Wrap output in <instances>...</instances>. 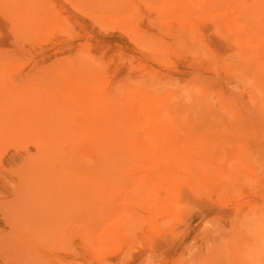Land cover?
Returning <instances> with one entry per match:
<instances>
[{
  "label": "rangeland",
  "instance_id": "rangeland-1",
  "mask_svg": "<svg viewBox=\"0 0 264 264\" xmlns=\"http://www.w3.org/2000/svg\"><path fill=\"white\" fill-rule=\"evenodd\" d=\"M155 1H153L152 3L154 4ZM173 1H178L176 3L177 4L179 3L178 4L179 7H175V5L177 4ZM173 1L167 0L165 1V4H162L160 3L161 0H159L158 3L156 4L158 6L160 3V5L158 7L155 6L154 8L157 9L160 7L161 9V7L163 6L164 9L167 8V10L170 11L169 14L172 18L177 19L178 17H180L182 19L186 18L190 21H194L195 19L199 18V16L200 18H205L209 16L211 12L208 13L207 9L208 8L211 9L210 8L212 7L211 5L222 3L223 5L221 6L217 5L219 6L218 7L219 11L215 6L214 9L211 10H213V12L218 11L217 13L223 15V18L225 17L224 20L228 18L226 19V21L241 23L246 20L243 19L244 14L242 12L238 13L237 11H240V9L243 10L244 8H245L244 10L246 9L248 10V8L250 7V5H248L247 3L246 5L244 4L245 0H242L243 4H241V5H245V7L240 9L239 6L238 5L236 6L235 4L237 3L240 4L238 1L241 2V0L238 1L220 0L219 2H215V0H212L213 4L210 3V5L208 0L206 1L197 0V4L198 1H200L202 2L203 6L204 4L206 5L204 7L199 5V7L202 8V11H200L201 9L199 7L197 8L199 10H196L195 8L196 0H190L187 1V3L186 0H182V2L181 1L179 2V0H173ZM207 1L209 6L206 4ZM10 2L11 0H3V1L0 0V85H2L0 88V92H3L1 97L5 95L4 90L12 91V89H14L21 94L22 92H25L27 89L29 90L33 89L35 86L39 84L38 83L39 72L37 70H39L38 68L40 65V61H39L40 58L38 59L37 58L38 56L35 55L36 52H34L35 46L38 45L37 41L25 39L23 35H22L23 37L21 36L20 34L21 32L14 27L15 23H17L18 20L15 19L16 17L12 15H14V12L16 13V11L17 14H19L20 10H17L15 8L16 2H13V4L12 2L10 4ZM246 2L254 4V6L252 5L253 6L252 12L255 9L253 15H251V13L247 14L249 16L246 15L248 17V20L249 18L250 19L253 18L252 19L253 22H251L252 20L251 21L247 20L246 22V25H249L248 22L251 24L249 25L251 26L249 30H250V35L252 34V36H254L253 41H249V40L246 41L245 39L242 38H239L238 40L235 38L233 39L232 35L234 34L232 32H228L224 30L225 32L223 31L224 33L222 36L220 35L218 36V38L217 37L210 38V41L208 42L209 43L208 46L210 47V49L205 50L204 47L203 48L205 50L204 52L198 51V49L200 50L202 48L201 47L202 41L199 40L198 38H196L194 42L187 41L188 43L182 47L179 44L175 45L173 50H171V52L167 55V57L171 61V64L169 63V65L167 64V61L166 64H164L165 60L154 55V53H152V55L149 54L151 57L144 58L143 60L142 56H138V54H136L135 49L130 48L128 51L129 54L126 60V64L134 63L136 65L134 69H131L129 72L130 74L133 73L132 76L138 75V77H132L130 74L123 76L120 75V77H122L123 79L122 85L124 87H126V85L128 87H132L133 90L132 91L129 90L128 94L125 95L126 97L118 102L119 103L128 102V104L131 103L133 105V102H131L130 97L134 96L133 100L136 101V99L138 97H142L143 94V97L145 98L142 97L141 101L143 104L147 103L146 104L147 108L145 109L151 112L155 111L154 112L156 116V118H154L155 121L151 123H149L148 121L147 123H149V125L146 123L147 124L146 129L147 128L153 129L151 125L155 126L156 127L155 130L154 129L151 130L155 134V137L157 134L156 139L162 138L164 141L163 144L160 143L159 151L161 152L159 155L164 156L166 169L162 171L161 174L169 180L168 181L169 183H172L174 185L173 186L175 188L174 194L178 197L176 198V196L173 195L172 198L175 199V202L178 201V203L182 204V205L179 204L181 206H178L177 210H175V215L173 217L176 229L173 232H171V235L168 236L167 240H165V244L163 245L164 247L158 248L156 252L150 254V257L148 256L147 261H149V264H151L152 262L157 263L161 261L164 264H256V259H254V255H253V253L255 252L254 250L264 248V241L261 240V238L256 234L255 231V224L258 221L264 223V207H262L264 206V0H249V1L246 0ZM9 4L11 6H9ZM164 5L165 6L167 5V7L165 8ZM225 5H228V8L227 9L225 8L226 10L230 9L229 6L230 7L234 6L235 9H237L238 7L237 11H233V12H237L238 14L242 13L243 18L241 17V15H239V19H236V16L238 17V15L235 13L232 14L233 17L235 15L234 17L235 20H234V18L230 13V10L232 8L229 11L222 9L224 8L223 6ZM5 7L7 8V10ZM184 8H186L187 12H184L185 11ZM203 11H205L206 14ZM249 12H251L250 9ZM87 17L88 16H83L84 25L87 26L88 28V23L92 22L93 19ZM254 30L257 31L255 32ZM137 57L142 60L140 61ZM154 58L158 59L159 61ZM139 65H140V69L138 67ZM142 67H144V69H142ZM54 77L56 76H51L50 78H48L49 81H46L44 79L43 82H45V86H42V88L40 86L37 87L39 89V96H42L43 94L49 95L50 92H53L54 95H60L61 97L65 96V92L67 90V85H68L67 81H65L64 79H62L63 81L62 80L56 81ZM101 78L102 77H100V79ZM120 86L121 85H117V88H119ZM143 91L146 92V94L148 95H146ZM117 96H122V93H120V91L117 92ZM1 97L0 100L2 102L0 101V103L1 105L3 104V106L5 105L4 108H6V104L8 103V102L6 103V101H8V99L6 100V98H4V100L6 101L3 102ZM77 97H80V94H77L76 98ZM76 98H73V101H71L72 106H70V108L69 105L66 108H64L62 111L59 107L55 108V109H59L58 112L62 114V118H64L61 120V123L65 124L64 127L70 125L71 131L75 133L74 135L70 134L71 137L75 138L81 136V137L92 138L95 141V145L97 147V148L95 147V149H97V152L95 153L96 151L95 150V151L87 152V154L90 153L91 156H93V158L91 156L90 157L94 160L99 158L101 160L103 157H105V159L102 161L104 167L110 169L113 167V165L116 164V161L119 160L120 158L116 155L117 150H115L114 146H112V143H110L106 132L101 131L95 122H89V120L87 119L89 115H92L95 112V110L93 111L94 108L93 102L88 103L90 105H86L83 103L85 102V99L83 98V96H81L82 103L79 104L77 101H75ZM61 100L62 101L58 103L60 105H62L61 103L65 101L63 98H61ZM147 100H149L150 102ZM148 102L150 106L148 105ZM152 104L154 106H152ZM9 105L10 104H7V109H9L8 111H5V109H3V107L1 106L2 107L0 109L1 113L5 114L4 112H2V110H4L5 112H8L7 114H10L12 112V109L8 107ZM138 106L139 104L136 105L137 108ZM148 108L150 109L148 110ZM145 112L146 110H144V113ZM21 114H22V118H20V120L21 119L23 120H21L20 123L22 127H25L27 125L24 123L25 121L24 111L22 110L20 111L19 117ZM10 116L11 114L8 115V117L7 115H5L4 117L6 118L8 123L12 119ZM95 117L97 118V116ZM144 117L142 118V120L144 119ZM50 119L52 120L51 117H48L46 119L41 118L37 124L40 126H44V123L47 122L50 123ZM3 123L5 124V122ZM141 124L143 125V123ZM146 124H144V127ZM46 130L48 129H45V131ZM1 131L2 130L0 129V132ZM10 131H12V127L9 128V132ZM28 131L30 132L32 130L28 129ZM155 131L157 133H155ZM9 132L7 131V135L9 137L4 133L0 135V145H1L0 148H2L0 152H2V150L4 151L3 152L4 155H2L3 153H0V160L2 161V162L0 161V166L3 167L4 163L8 162L7 166H10V168H8V170L6 168V171L9 172L7 173L9 175L12 173L13 176H15V179L19 177L18 179H16V181L20 183V185L17 182H15V179H12L13 181L11 182L9 181V183H7L8 178L11 179L10 176L12 174L8 176L6 174V171H4L5 168L3 169L1 167V170L5 174L4 173L0 174V179H1L0 181L3 180V182L6 183V185L9 184V187H11V189L14 190V191L13 190L10 191L12 192L11 195L13 196L10 197L11 195L6 189L7 187H5V185H4L5 188L3 186L0 187V188H4L5 190L4 191L3 189H1L0 191L1 193L5 192L4 193L5 196L7 193L10 195L8 196L7 194L8 197L7 196L5 197L3 196V194L0 193L1 204L2 202L4 201L7 202L8 200L9 201L7 203L10 202L9 205H7L8 206L7 211L8 209H11L12 205L10 204H13L14 199L18 201L22 200L21 193L24 191L22 189L23 187L25 189V185H26V182L23 183V181L29 180L27 179L28 177L27 173L29 169H32L34 165H36L37 168L39 169V171L37 170L38 174L41 173V171L42 173L45 172V170L47 169L43 165L45 161L43 160L44 162L42 164L41 163L39 164L40 161L37 162V160H42L43 157L41 155L44 154L46 151L48 153L50 151L52 152L53 150L52 148L49 147L48 149L38 148L39 146L37 147V144H40L42 142L39 140V138H36V136H32V137L27 136L26 133L27 131H25L26 134L25 137L32 138L31 142L30 139L28 140V142H26V140L23 139L22 142L21 138H22V134H24L23 130L18 132L19 134L18 133L15 134L13 131V133L16 135V138L18 137V135L19 136L21 135L20 138L18 137V140L14 137L15 135L12 132L11 133ZM40 133L41 132H39L37 136L38 135L40 136ZM7 140L10 143H8ZM73 140L70 139L69 142H72ZM5 145L6 147L4 148ZM161 145L163 147H161ZM11 146L12 148H9ZM66 150H64V155L65 153L69 152V149L68 151ZM101 150H103V152L99 153ZM16 152L18 155L16 154ZM94 153L95 155L98 154L99 158H94ZM67 154L65 155V158H67ZM37 155H39V157H37ZM18 156H20L22 159L27 158V160L25 161L22 159H18ZM247 156L250 159L247 158ZM88 157H89L88 155L87 156L85 155L84 158H88ZM47 158L49 160L50 156H47ZM54 158L57 161V162L54 161V163H58V161L59 164L62 163V161H60L62 160V158L57 159V157L54 156H52L50 161H53ZM91 158L90 160L92 161ZM8 159H10L11 162H9L10 160ZM28 159H30L32 163H30V160ZM93 161L89 163L96 164L95 161L94 162ZM12 162L15 163V165L12 164ZM29 165H33V167L30 166L31 168H29ZM39 165L41 166L42 170L39 168L40 167ZM42 166L45 167V168L43 167L44 170ZM60 167H64V166L60 164ZM62 169L63 168H61L60 171H63L64 169L66 170L67 168L64 167V169L63 170ZM56 170H58V168ZM118 170H121V168ZM17 172H18V176L16 174ZM55 172L56 171H54V173ZM30 174L31 172L29 173V177L32 176ZM140 174H143V172ZM5 175H7L8 177L7 180H5L4 177ZM22 175H24L26 178L23 177ZM178 177L180 181H178ZM181 178L182 179L184 178L183 179L184 181H182ZM19 179L22 180L20 181ZM12 185L16 187L14 188ZM253 185L255 188L253 187ZM18 186H19V190H18ZM45 188L46 185L44 184L43 187H40L38 189L39 195L45 193ZM17 190L18 192L21 193L19 194L16 192L14 194V192ZM176 193L177 194L179 193V195L181 196L177 195ZM13 194L15 195V198ZM33 195H36V193ZM30 196L31 193L29 194V196H27L26 199L24 198V196L23 198L24 200H29L28 197ZM17 197L19 199H17ZM180 198H183V201ZM44 199L46 200V198ZM16 200L13 204L15 205V207L20 204L19 202H16ZM41 202L42 201L40 200V203ZM33 205L34 202L32 206ZM2 206L3 205H0V209L3 208ZM7 206H4V209ZM55 206L57 207V203L54 204L53 207L54 209ZM217 206H219V208H217L218 212L216 213L215 212L216 210L214 211V209ZM36 207L37 206L33 208L35 209ZM188 207L190 208L188 209ZM205 207H207L208 209H206ZM253 207H261L263 209L258 214V216L260 217L257 219L253 218L254 216H256V213L251 212L249 210L252 209ZM38 208L39 207H37L35 210L30 209V211H26L25 213L26 216H23L25 215L23 213L22 215H20L21 212L19 214L17 213V215H19L20 217L22 216L25 217L26 220H29L28 222L25 221V219L18 221L16 214L10 216L11 214L8 211L7 215L9 216H7L6 215L7 212L5 213L6 210L3 209L2 211L0 210V212H2V214L5 215L4 216L0 214V219L1 217L3 218L0 221V264H24V263L35 264L36 260H38L37 264H41L42 261H43L42 264H53V262H55L56 260L57 261L54 264H64V263L84 264L83 261L76 260L75 258L76 255L68 254L72 250L70 243L69 246L66 247L67 251L68 250L69 251L67 254L64 255H62V252L64 250L56 251L55 254L57 256L51 254L49 255L48 251L46 252L44 251L45 253L41 251L43 254H46L48 252L49 256L45 255L44 257V255H42L41 252L39 254V251L42 250L40 249V247H38V250L40 249L38 252L35 250L32 252H28V249L26 248V246H24L26 245L28 240L31 239L30 240L31 242L35 238L36 240L44 241L45 239H43V235H44L43 233L45 234L47 233V236L49 233L48 240H51V243L50 241L48 242L46 241L45 244L47 245V243H50L55 245L54 242L58 240L56 239L58 238L57 236L58 235L61 236L60 232H62L64 228L67 229L71 225V227L69 228H71L72 230V228L74 227L73 224L70 223L72 221V219H70V221L67 222L70 225L68 226V224L64 223L62 224L64 226L61 225V228L62 227L64 228L60 229L59 226L61 224L60 219H62V223L64 219H65L64 222L69 220L67 219V215H68L66 214L67 212L63 214L64 212H60V211L55 212L54 213L55 216H53L54 215L53 213H49L47 220L48 223L46 221L45 222L46 224L41 225L40 224L41 221L38 219V215L39 212L43 210L40 209L42 208L41 206L39 209ZM179 208L183 209V211L185 209L183 214H181L182 210H180ZM192 208L200 209V212L199 210H196V212L192 213L190 211V209ZM35 211H37L38 213H35ZM30 212L34 216L37 215L36 218L31 219L32 222H30L31 220L28 217V215H31ZM44 213L47 214V210H44ZM61 213L65 216L60 217ZM50 215H52V218ZM178 216L179 218H177ZM68 218L70 217L68 216ZM75 219L76 221L74 224H76V227L80 228V225H78L79 222L77 221V218ZM49 220L51 222H49ZM36 221H37L36 224L33 223ZM38 221H40V223ZM52 222L59 224L55 225V223ZM151 222L152 221H150V224L144 229L145 232H151L154 230V226H152ZM38 223L40 225H38ZM50 223L53 226H51ZM56 226H58L57 227L58 229H55ZM39 227L44 229L41 228L39 229ZM76 227L74 228L76 229ZM69 228L68 230H70ZM47 229L48 230L52 229L53 233L54 231L57 230L59 231V229L61 231H59L57 235H52L51 233L52 230L48 231ZM35 231L38 232L39 234V235L37 234V236L39 237L41 236L40 238L42 239L35 237L36 234ZM66 232L69 231L65 230L61 234ZM29 233L31 234L30 237H32V235L34 236V238L32 237L33 239L27 236V234ZM26 236L27 238L30 239H26L25 238ZM47 236L44 235V238H46ZM183 236H189L190 239L181 242ZM50 237H55L53 238L55 241ZM178 243L180 244L175 245ZM42 244L44 243L42 242ZM50 244H48L49 247ZM136 244L130 246L129 248L124 247V249H122L123 251L120 256L122 261H120L121 263L119 264H135V258L139 257L144 252V249L140 246L137 247ZM172 247H175L177 250H175V252H172L171 251ZM33 252L34 253L36 252V254H34ZM124 253L125 255H123ZM33 255L35 258H33ZM35 255L38 257H36ZM71 255L74 258L71 257ZM106 255L112 256L111 254H107V253ZM50 256L52 257L50 258ZM48 257L51 259V260L49 259L50 261L48 260ZM128 257L131 259H129ZM21 259H23V261ZM46 259L48 261H46ZM107 263L108 261L105 260V262L103 261L100 264H107ZM259 264H264V257L260 258Z\"/></svg>",
  "mask_w": 264,
  "mask_h": 264
},
{
  "label": "bare ground",
  "instance_id": "bare-ground-1",
  "mask_svg": "<svg viewBox=\"0 0 264 264\" xmlns=\"http://www.w3.org/2000/svg\"><path fill=\"white\" fill-rule=\"evenodd\" d=\"M153 1L155 0H140V1L139 0H16V1L11 0L12 4L13 2H16L15 3L16 5L14 4L16 6L15 8L17 10H20L19 14H17V11L15 9L16 13L14 12V15H12L16 17L15 19L18 20V22L15 23L17 27L15 25L14 27L21 32L20 33L21 36L23 35L25 39L37 41L38 45L35 44L36 46L34 52H36L35 55L38 56L37 58L38 59L40 58L39 59L40 65L38 68L39 70H37L39 72V76H38L39 84L35 86L33 89L30 90L27 89L25 92H22L21 94L17 90H14L12 88H11L12 91L4 90L5 95H3L2 97L1 95L3 92H0V97L2 98L3 102L8 99L6 103L8 102L7 104H10L8 107L12 109V112L10 113L11 114L10 117L12 119L10 118L11 121L8 123L6 118L4 117L5 115H7V117L8 115H10L7 114L8 112H5L8 111L9 109H7V104H6V108H4L5 105L3 106V104L1 105L0 103V109L2 107L3 109H5V111L2 110V112H4L5 114L1 113L0 111V115H2L0 116V129L2 130L0 132V135H2V133L7 135V131L9 132V128L12 127V131H10L9 133L11 132L13 133L14 131V133L17 134L18 132L23 130L24 134H22V138H21L22 142L23 139L26 140V142H28V140L30 139L31 142L32 138L25 137L26 135L25 131H27L26 132L27 136L30 137L36 136V138H39V140L42 142L40 144H37V147L39 146L38 148L48 149L49 147L52 148L53 150L52 152L51 151L48 152L49 155L47 151L44 154H42L43 152L40 153L42 154L41 156L43 157V159L41 158L42 160H37V162L40 161L39 164L40 163L42 164L45 161L43 165L47 169L45 170V172H43L44 174L42 173V171H41L42 174L37 173V170L39 171V169L37 168L36 165H34V167L36 166L35 168L33 167V165H29V168L33 167L32 169H29L27 173L28 174L27 179L29 180L25 179L26 181H23V183L26 182V185L28 186L24 184L25 189L24 187L22 189L24 190L22 192L23 195L21 192H18L19 186H18V190L14 192V194L16 192L19 194L21 193L22 200L18 201L14 199L15 195L13 194L14 198L12 199H14V201L11 200L13 201V204L15 200L20 204L17 203L19 205H17L16 207L15 205L10 204L12 205V207L13 206L14 207L13 208L11 207V209H8V211L11 214L10 216L15 214L17 215V213L19 214L20 212H21L20 215H22V213L25 214L26 211H30V209L35 210L37 207L40 208L41 206L42 208L40 209H42L43 211H40L38 215V219L41 221V223L40 221L38 222L41 225L46 224L45 222L48 220L49 213L54 214L55 212H59V211L64 212L63 214L67 212L66 213L68 214L67 219H69L66 222H64L65 220L64 219L63 223H62V219H60L61 220V224L59 225L60 229H63L64 227L61 228V225L64 223L68 224L67 222H69L70 219H72L73 222L71 221L70 223L73 224L74 227H76V224H74L76 221L75 218H77V221L79 222L77 223L78 225H80V228L76 227V229L72 226L73 232L71 228H69L71 227V225L68 224V226L70 225L69 227L66 225L71 231L68 230V228L67 229L64 228L62 232L67 230L71 233L66 232L61 234L62 232H60L61 236L58 235L57 236L58 238H56L58 239L57 241L59 243L57 241L54 242L55 240L53 238L55 237H50L54 240L52 241L54 242L55 245L50 244L51 240H48L49 233L48 236L47 233L46 234L43 233L44 235L47 236L46 239L44 238L43 235V239H45L44 241L36 240L32 235V237L35 239L34 240L32 237H30L31 236L30 233H29L30 235L27 234V236L33 239L30 242L31 239L27 238V236L25 237L26 239H30L28 241L26 240L27 243L26 245H24L28 249V252H32L34 250L38 252L40 249H42L39 251V254L41 251L43 253L48 251L49 255L50 254L56 255L55 254L56 251L64 250L63 251L64 253L62 252V255H64L68 253L69 250L67 251L66 247H68L70 243L72 250L68 254L76 255L75 257L76 260H81L83 261L84 264H100L103 261L105 262V260L108 261L109 264H119L121 263L120 261H122L120 258L123 251L122 249H124V247L129 248L130 246H133L134 244L137 243L136 244L137 247L138 246L142 247L144 249V252L139 257L135 258V264H149V261H147L148 256L150 257V254L156 252L158 248L164 247L163 245L165 244V240H167L168 236L171 235V232H173L176 229L173 217L175 215V210H177L178 206H181L182 204L178 203V201L175 202V199L172 198V196L175 195L174 194L175 188L173 187L174 185L172 183H169L168 182L169 180L161 174V172L166 169L164 156L159 155L161 152L159 151L160 143L163 144L164 141L162 138L156 139L157 134L155 137V134L152 131L153 129L155 130L156 128L155 126L151 125L153 127V129L150 127L152 130L149 128L146 129L147 124L149 125V123L155 121L154 119L156 118L154 113L155 111L151 112L145 109L147 108L146 107L147 103L145 102L146 100L144 101L146 104H143L141 101L143 94L142 97H138L136 101L133 100L134 96L130 97V100L131 102H133V105L131 103L128 104V102L125 103L118 102L126 97L125 95L128 94L129 90L131 91L133 90L132 87H128L127 85L126 87H124L122 85L123 79L122 77H120V75L122 76L129 75L130 74L129 71L131 69H134V67L136 66L134 63L126 64V60L129 54L128 51L130 48L135 49L136 54H138V56H142L143 60L144 58L151 57L150 55L154 53V55L165 60L164 64H166L167 61V64L169 65V63L171 64V61L169 60L167 55L171 52V50H173L174 46L178 44L181 45V47L185 46L188 42H194L196 38L202 41L201 43L202 48L200 50L198 49L199 52H204L205 50L210 49V47L208 46L209 44L208 42L210 41V38L211 37L218 38V36L220 35L222 36L223 33L225 32L224 30L228 32H232L234 34L232 35L233 39L235 38L238 40L239 38H242L245 39L246 41L247 40L253 41L254 36H252V34L250 35V30H249V28H251V26L249 25L251 24L248 22L249 25H246V22L248 20L247 16H249L247 14L251 13V15H253L255 9L252 12V8L254 4L246 2V0L244 4L246 5L247 3L248 5H250L248 10L247 9L244 10L245 5H241L243 4L242 0L241 2L237 0L240 4L238 3L235 4L236 6L237 5L239 6V9L244 8L243 10L240 9V11H237L238 7L237 9H235L234 6L231 7L229 6V8L232 9L226 10L228 8V5L223 6L224 8L222 9L226 11L230 10L231 15L236 13L238 15V17L236 16V19H239V15H241V17L243 18V14H244L243 19L246 21L243 20L244 22L236 23L233 21H226V19L228 18L224 20L225 17L223 18V15L217 13L219 11L218 7L223 5L222 3L221 4L217 3L216 5H214L212 3L213 2L212 0H208L209 5L210 3L213 4L211 5L212 7L210 8L214 9L215 6L217 7L218 11L213 12V10L208 8L207 9L208 13L211 12L209 16L205 18H200L199 16V18L195 19L194 21H190L186 18L184 19L180 17H178L177 19L172 18L169 14L170 11L167 10L166 8L167 5L166 6L164 5L166 9H164L163 6L161 7V9L160 7L157 8L158 10L154 8L155 6L158 7L160 3L165 4V1L167 0L164 1L161 0L158 6L156 3H158L159 0H156L157 2L155 1L154 4L152 3ZM180 1L182 2V0H179V2ZM187 1L190 0H186V3ZM200 1H206V0H200ZM200 1H198V4H197V0L196 3L194 2L196 4L195 7L196 10H199L197 9L199 5H201L202 7L206 6L205 4L203 6L202 2ZM208 1L206 3L207 5H208ZM219 1L220 0L218 1L215 0V2H219ZM173 2L176 3L178 1H173ZM10 4L9 6H11ZM178 4L175 5V7H179ZM184 9H185L184 12H187L186 8ZM200 9H201L200 11H202V8ZM249 9L251 12H249ZM233 11H237L238 13L242 12L243 14L242 13L238 14L237 12H233ZM203 12L205 13V11ZM83 16H88L89 18L93 19L92 22L88 23V28L87 26L84 25ZM245 16L247 19L245 18ZM252 19L249 18L250 21ZM251 22H253V20ZM254 31L256 32L257 30ZM204 47L205 50L203 49ZM142 59L139 60L141 61ZM138 67L140 69V65ZM142 69H144V67H142ZM132 74L130 75L132 76ZM51 76H56L54 77L56 81H61L62 79L67 81L68 85H67V90L65 92V96L61 97L60 95H54L53 92H50L49 95L43 94L42 96H39V89L37 87L40 86L42 88V86H45V82H43L44 79L46 81H49L48 78H50ZM100 77L102 78L100 79ZM132 77H138V75H133ZM117 85H121V86L117 88ZM1 86L2 85H0V88ZM119 91L120 93H122V96H117V92ZM144 93L146 94V92ZM77 94H80V97L76 98ZM81 96H83V98L85 99V102H83L84 104L90 105L88 103L93 102V107H94L93 111L95 110V112L94 114L89 115L87 119L89 120V122H95L101 131L106 132L110 143H112V146H114L115 150H117L116 155L120 157L119 160L116 161V164L113 165V167L110 169L104 167L102 161L105 159V157H103L100 160L98 154L95 155V153L97 152V149H95L96 147L95 141L92 138H87V137H81V136L75 138L71 137L70 134L74 135L75 133L71 131L70 125L64 127L65 124L61 123V120L64 118H62V114L58 112L59 109H55L56 107L57 108L59 107L62 111L68 105L70 108V106H72L71 101H73V98H76L75 101H77L80 104L82 103ZM4 98H6V100H4ZM61 98L65 100L63 103H61L62 105L58 104L60 101H62ZM138 104H139L138 106L139 109L136 107V105ZM152 106L154 105L152 104ZM20 109L24 111L25 114L24 123L27 125L25 127H22L20 123L21 120H23V119L20 120V118H22V114L19 117L21 111ZM149 109L150 108H148V110ZM144 110H146L145 113ZM95 116H97V118ZM48 117L52 118V120L50 119V123L48 122L44 123V126H40L37 124L41 118L46 119ZM143 117L145 120L144 119L142 120ZM148 121L149 123H147ZM3 122H5V124ZM141 123H143V125ZM144 124H146L145 127ZM28 129H31L32 131L29 132ZM45 129L48 130L45 131ZM156 131L155 133H157ZM39 132H41L40 136L39 135L37 136ZM20 136L18 135L19 138ZM14 137L16 138V135ZM18 137L16 138L17 140ZM70 139L73 141L69 142ZM8 143L10 142L8 141ZM5 147L6 145L4 146V148ZM161 147L163 146L161 145ZM9 148H12V146ZM1 149L2 148H0V150ZM68 149L69 152H67L68 154L65 153V155L67 154V158H65L64 150L68 151ZM90 151H95L94 158H99V159L96 160L92 159L93 156H91L90 153L87 154V152ZM3 152L4 151L2 150V152L0 153ZM102 152L103 150H101L99 153ZM84 154L86 156L88 155L89 157L84 158L85 157ZM2 155H4V153ZM47 156H50V159L52 158V156L57 157V159L62 158V160H60L62 161V163L60 164H62L67 169L65 170L64 167H60L59 161L58 163H54V161H56L55 158L53 161H50V159L48 160ZM19 157L20 156H18V159H22L21 157L20 158ZM37 157H39V155H37ZM90 158L92 159V161L94 160L96 164L89 163L92 162ZM247 158L249 157L247 156ZM22 160L26 161L27 158ZM9 162H11V160ZM30 163H32L31 160ZM7 164L8 162H5L3 167L0 166V174L4 173L1 170V167L3 169L5 168L4 171H6V168L7 170L8 168H10V166H7ZM12 164L15 165V163L13 162ZM129 164H131L132 166ZM44 166H42V168ZM39 168L41 169V166ZM57 168L59 171L56 170ZM61 168H63L64 170L62 169L63 171H60ZM120 168L121 170H118ZM54 171L56 172L54 173ZM7 172L8 171H6V174L8 176L12 174L10 172L11 174L9 175L8 174L9 172L8 173ZM30 172H31L30 175H32L33 177L32 176L29 177ZM142 172L143 174H140ZM16 174L18 176V172ZM7 175L4 176L5 180H7L8 178ZM22 176L25 177L24 175ZM10 177L11 179L8 178L7 180L8 182L6 181L7 183H9V181L10 182L13 181L12 179H15V176H13V174ZM18 178L19 177H17L16 179ZM16 179L15 182H17ZM183 179L182 181H184ZM178 181H180L179 177H178ZM2 183L5 182H3L2 180L0 181V185ZM18 184L20 185V183ZM44 184L46 185L45 193L39 195L38 189L40 187H43ZM4 185L5 187H7L6 189L11 195L12 192L10 191H12L13 189L9 187V184L6 185V183L2 184L0 187L2 186L4 187ZM4 188H0V191L1 189L4 190ZM4 193L5 192L1 194L5 196ZM30 193L31 196L28 197L29 200H24V198L26 199ZM35 193L36 195H33ZM10 195L8 194V196ZM177 195H179V193ZM10 197L13 196L11 195ZM177 197L178 196H176V198ZM44 198H46V200ZM17 199L19 198L17 197ZM180 199L183 201V198ZM40 200L42 201L41 203ZM4 202H2L1 204L0 201V205H3L2 209L6 210L5 213L7 212L6 213L7 215L8 214L7 205H9L10 202L9 203L7 202L4 203ZM33 202L34 205L32 206ZM55 203H57V207L55 206L54 209L53 207ZM4 206L7 207L4 209ZM35 206L37 207L34 209L33 207ZM190 207H188V209ZM205 208L208 209L207 207ZM217 208H219V206H217L214 209V211L216 210L215 211L216 213L218 212ZM2 209L0 210L2 211ZM44 210H47V214L44 213ZM180 210H182L181 214H183V212L185 211V209L184 211L183 209ZM196 210H199L200 212V209H196V208L190 209L192 213L196 212ZM249 210L251 212L256 213V216H254L253 218L257 219L260 217L258 216V214L263 209L261 207H253L252 209ZM35 213L38 212L35 211ZM0 214H2V212H0ZM63 214L61 213L60 217L65 216ZM18 216L19 215H17L18 221L25 219V217L19 216L18 218ZM23 216H26V214ZM36 216L37 215L34 216L32 214L28 215L30 220L36 218ZM50 216L52 218V215ZM53 216H55V214ZM68 216L70 218H68ZM177 218H179V216ZM1 219L3 218L1 217ZM25 221L28 222L29 220L25 219ZM150 221H152L151 223L152 226H154V230L151 232H145L144 229L150 224ZM30 222H32V220ZM49 222L51 221L49 220ZM33 223L36 224L37 221ZM39 223L38 225H40ZM56 224L57 223H55V225ZM51 226L53 225L51 224ZM57 227L58 226H56L55 229H58ZM40 228L41 227H39V229ZM60 229L59 231H61ZM59 231L57 230L54 231L53 233L52 230L51 233L52 235H57ZM37 234L38 232H36L35 237L42 239L40 238L41 236L39 237L37 236ZM189 239H190L189 236H183L181 242H184ZM46 241L47 242L50 241V243H47V245L50 244V247L49 245L47 247V245L45 244ZM42 242L44 244H42ZM179 244L180 243L175 245H179ZM38 247H40L39 250ZM175 247H172L171 249L172 252H175V250H177ZM42 252L41 254L44 255V257L45 255L46 256L48 255V252L46 254H43ZM106 253L111 254L112 256L106 255ZM34 254H36V252ZM123 255H125V253ZM51 257L52 256H50V258ZM71 257L73 256L71 255ZM33 258H35L34 255ZM50 258L48 257V260ZM21 260L23 261V259ZM48 260L46 259V261ZM37 261L38 260H36L35 264H37ZM55 262H53V264ZM151 264H164V263L161 261L157 263L152 262Z\"/></svg>",
  "mask_w": 264,
  "mask_h": 264
},
{
  "label": "clouds",
  "instance_id": "clouds-1",
  "mask_svg": "<svg viewBox=\"0 0 264 264\" xmlns=\"http://www.w3.org/2000/svg\"><path fill=\"white\" fill-rule=\"evenodd\" d=\"M255 231H256V234L261 238V240L264 241V223L258 221L255 224ZM253 255L256 259V264H259L260 258L264 257V248L255 250Z\"/></svg>",
  "mask_w": 264,
  "mask_h": 264
}]
</instances>
